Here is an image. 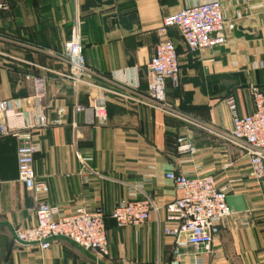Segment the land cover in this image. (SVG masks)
<instances>
[{
  "label": "crops",
  "instance_id": "0c3cea01",
  "mask_svg": "<svg viewBox=\"0 0 264 264\" xmlns=\"http://www.w3.org/2000/svg\"><path fill=\"white\" fill-rule=\"evenodd\" d=\"M201 1L0 0V100L22 114L17 125L35 126L34 169L49 187L45 196L27 190L18 176L21 140L0 135V264H264V175H253L247 148L231 139L226 104L234 96L245 116L254 111L251 87L264 92V0H221L235 29L218 48L191 53L180 32L169 30L180 64L178 84L167 83L171 109L134 99L148 90L147 66L165 39L163 18ZM76 19L88 71L74 91L64 46ZM37 79L44 96L36 95ZM100 95L104 124L90 108ZM76 105L85 109L75 112ZM186 143L194 153L180 152ZM169 172L213 175L234 211L199 260L192 248L175 259L165 234L177 224L167 205L182 196ZM133 197L151 200L150 218L119 227L110 215ZM41 198L60 215L102 209L108 255L96 258L68 239L46 251L16 242L18 228L36 223Z\"/></svg>",
  "mask_w": 264,
  "mask_h": 264
},
{
  "label": "built area",
  "instance_id": "2783aa9c",
  "mask_svg": "<svg viewBox=\"0 0 264 264\" xmlns=\"http://www.w3.org/2000/svg\"><path fill=\"white\" fill-rule=\"evenodd\" d=\"M177 29L191 53L214 49L228 43L227 34L235 29V24L227 19L221 0H202L192 6L184 7L162 20L160 33L165 37L155 48L147 66L148 90L134 98L139 103L169 111L166 97L167 83L178 84L180 74L179 56L175 44L167 37L169 30ZM64 56L70 64L69 79L73 89L82 82L88 66L83 54L81 28L76 19L70 39L65 43ZM254 111L241 116L237 111L234 96L226 98L232 115L231 139L247 148V156L256 178L264 175V92L258 87L250 89ZM42 79L36 80V95L44 96ZM133 99V98H132ZM107 101L103 95L95 98L90 105L95 122L104 124L107 118ZM82 105L74 107L81 112ZM22 114L13 109L7 100H0V135L19 138L17 149L19 180L27 190L38 196H45L49 187L37 178L34 161L38 151L33 141L35 126L17 125ZM40 126H45L43 117ZM180 152L194 153L191 143L179 147ZM167 178L182 191V196L167 205V218L177 222L176 226L165 229V234L173 240V254L180 259L189 248L199 260L203 252H211L212 244L220 232L223 220L234 215L227 202L225 189L217 186L213 175L169 172ZM153 210L149 198H130L119 202L110 217L119 227H140L150 218ZM36 223L15 231V240L20 244L37 246L41 251L51 248L57 239H68L78 247L87 250L96 258H104L109 253V238L106 215L102 209L88 211L78 208L73 214L60 215L59 209L41 198L36 208Z\"/></svg>",
  "mask_w": 264,
  "mask_h": 264
}]
</instances>
